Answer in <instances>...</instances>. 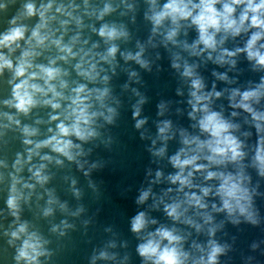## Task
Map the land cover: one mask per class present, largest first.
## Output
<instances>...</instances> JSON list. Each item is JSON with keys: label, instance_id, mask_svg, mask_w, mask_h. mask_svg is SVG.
<instances>
[{"label": "clouds", "instance_id": "clouds-1", "mask_svg": "<svg viewBox=\"0 0 264 264\" xmlns=\"http://www.w3.org/2000/svg\"><path fill=\"white\" fill-rule=\"evenodd\" d=\"M144 3L149 34L136 39L133 50L122 47L133 39L128 26L110 17L135 13L137 0H0V194L5 205L0 221L11 217L7 226L0 222V237L13 249L14 264H48L54 254L51 236L65 237L77 228L69 218L86 212L82 203L72 207L49 186L52 168L74 164L88 177L102 166L89 162L92 148L85 145L113 142L108 126L116 125L123 101L112 79L121 60L128 65L122 67L128 76L122 87L138 97L131 104L133 127L150 140L152 157L174 169L165 174L163 168H149L147 186L135 198L144 207L130 217L129 230L140 264H221V256L232 249L217 239L225 221L261 222L255 204L260 181L253 183L250 170L264 178V0ZM131 20L135 23V15ZM190 31L195 32L191 40ZM159 47L170 53V66L182 83L176 94L183 97L186 89L192 123L183 127L158 119L152 135L145 127L149 118L142 115L147 97L131 86L141 82L140 73L129 62L151 71L149 49ZM241 60L258 79L239 82ZM209 62L225 69L211 70V86L201 72ZM234 71L238 75L229 74ZM217 82L226 86L218 88ZM221 98L227 105L217 104ZM169 104L157 105L158 117H165ZM173 140L179 146L170 154ZM64 180H70L69 191L79 202L83 190L77 180ZM161 184L167 186L154 191ZM88 187L97 191L91 179ZM33 207L37 218L48 220L49 234L24 218L25 209ZM153 211H162L166 219ZM58 212L63 218L55 222ZM217 214L224 219L217 220ZM90 223L81 221L85 232ZM104 231L117 235L111 227ZM127 246V241L107 239L92 248L88 264H127L129 255L115 250ZM253 259L247 257L246 264Z\"/></svg>", "mask_w": 264, "mask_h": 264}, {"label": "water", "instance_id": "water-1", "mask_svg": "<svg viewBox=\"0 0 264 264\" xmlns=\"http://www.w3.org/2000/svg\"><path fill=\"white\" fill-rule=\"evenodd\" d=\"M146 9L144 0H137V9L135 13H128L127 16H119L113 14L110 19L124 22L129 30L132 32L133 39L127 47L135 50V40H146L149 34L150 25L143 18V12ZM135 15V23L132 22L131 17ZM195 37V32L190 31L188 39ZM96 38V37H94ZM160 53V58H156V53ZM149 58L153 61L151 71L141 69L139 65L134 62H129L132 68L140 73L141 82L132 83V87H136L140 92L147 97L146 103L142 106V115L149 118L148 124L145 127L152 135H155L156 125L155 121L162 118H169L177 126L189 127L192 123L188 116V106L186 104L187 92L185 89V96H178L176 94L177 87H181L182 83L176 74L175 70L170 66V53L163 47L157 49H149ZM122 67L123 60L120 61ZM122 67L117 68V74L112 79V86L115 94H117L123 101L120 109V117L116 125L108 126L110 134L113 137V142L106 146L100 143L99 140L94 143L86 144L85 148H92V152L87 159L89 162H100L101 167L93 169L88 177H85L82 171L76 169L74 164L58 168L53 167L52 171L55 173L50 187L57 189L58 195L62 199H67L72 207L77 203H82L86 212L81 214L80 218H69L70 221L75 219L77 228L75 230L69 229L65 237L57 239L52 235L53 240L50 247L54 250V254L48 264H88V256L91 254L92 248L101 245L104 241L110 238H115L119 244L120 241H127L126 248L118 247L115 249L119 251L121 256L125 253L129 255L127 264H140L141 258L135 252V245L137 243L134 234L130 232L129 219L136 211L144 206H137L135 198L139 194L141 187L147 186V170L151 168L154 170L158 167L163 168L165 174L174 171L171 165L166 160L157 162V158L152 157L147 150L150 140L141 139L139 131L133 127L134 121L131 118V104L135 102L138 97H135L130 89L124 90L123 84L128 82V76ZM216 68L219 71H224V68H219L217 65L209 62L206 66H202L201 72L211 86V81L214 77L211 76V70ZM241 70L239 73V82L244 84L249 79H258V74L253 73L246 61L241 60L238 64ZM230 75H238L237 72H231ZM218 88L225 87L223 82H217ZM3 92V86H0V93ZM161 101H169V110L165 117H158L157 105ZM223 103L227 105L224 98L217 101V104ZM181 109L177 112L176 109ZM106 134V135H107ZM176 140L169 141V153L171 154L178 147ZM253 183L260 181L258 191L261 195L255 197V204L259 209L261 222L258 225L242 221L240 224H232L225 221L222 230L217 232V239L221 242H227L232 245V249L225 255H222L221 264H246V258L251 256L254 259L248 264H264V178L256 176L253 170ZM74 177L77 180V187L83 190V195L78 202L69 191L70 180L65 181L64 177ZM91 179L97 186V191L93 192L88 187V181ZM166 184L155 185L154 191L159 192L161 188L166 187ZM0 194V208L5 207ZM43 204V201H40ZM38 210L33 207L32 211L27 208L24 212V218L33 220L38 227L47 235L49 222L44 218H37L34 213ZM152 215L164 221L166 218L162 211H153ZM63 218L58 212L56 214L55 222ZM90 219L91 223L87 226L85 232L81 221ZM224 219V214H217V220ZM11 220L0 221L7 226ZM111 227L113 232L117 233L115 237L112 233L105 232L104 229ZM186 227V226H182ZM200 239H204L203 236ZM253 243L259 244L255 250L251 248ZM5 249H7L5 251ZM13 249L6 244V239L0 237V264H14L12 260Z\"/></svg>", "mask_w": 264, "mask_h": 264}]
</instances>
